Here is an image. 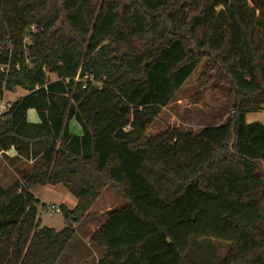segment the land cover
I'll return each mask as SVG.
<instances>
[{
	"label": "trees",
	"instance_id": "1",
	"mask_svg": "<svg viewBox=\"0 0 264 264\" xmlns=\"http://www.w3.org/2000/svg\"><path fill=\"white\" fill-rule=\"evenodd\" d=\"M0 31L13 47L0 51V96L28 90L2 135L45 145L1 206L0 264H57L108 186L127 204L105 213L98 264H264V123L246 120L264 108V0H0ZM203 62V86H229L230 118L148 136ZM47 183L79 200L61 205V230L42 225L30 191Z\"/></svg>",
	"mask_w": 264,
	"mask_h": 264
},
{
	"label": "rangeland",
	"instance_id": "2",
	"mask_svg": "<svg viewBox=\"0 0 264 264\" xmlns=\"http://www.w3.org/2000/svg\"><path fill=\"white\" fill-rule=\"evenodd\" d=\"M36 24L27 26L24 34V44L28 46L32 43L33 36L38 32ZM11 41L8 37H4L0 31V51L12 50ZM26 54H28V48H25ZM204 67V62L196 69L193 75L187 80L181 90L176 94L175 98L165 107H163L159 117L154 123L148 128V136H156L160 133L165 132L169 128H179L184 131L200 132L206 126L219 125L226 122L232 111L228 106L229 102V86L219 84L215 81L207 86H203L200 80L201 71ZM55 78V75H52ZM88 79V75H85L84 80ZM77 80H80L79 77ZM96 84H101L99 81H95ZM28 90L22 87H16L13 90H7L0 96V101L13 103L17 98H20L26 94ZM250 117L261 119L264 123V111L256 110L248 113ZM5 115H0V147L6 149L13 147V151L16 153L13 157L7 153L0 152V209L1 206L9 204V195L22 192V173L32 171L40 164V160L45 150L43 142H33L22 148L18 149L13 144V138L9 136H3L4 122L6 120ZM70 131L74 134L80 135L82 133L81 125L75 120L69 121ZM17 149V150H16ZM35 159V160H34ZM34 160V161H33ZM111 187V186H110ZM31 192L40 197L44 203L39 205V213L42 219V225L61 230L68 223L65 219L62 211L50 215L47 210V205L55 203L58 204L64 202L70 207H75L78 202V198L72 194L64 185L57 184L56 186H44L36 185L31 187ZM116 189V188H115ZM119 192L111 190L110 195L117 203L119 201L121 191ZM123 196V195H122ZM124 197V196H123ZM100 200V199H99ZM103 202L104 198H101ZM112 200L105 197V205L108 203H114ZM124 197L123 202L119 204L121 207L126 203ZM96 202L92 209L100 211L102 203ZM66 205V206H67ZM106 207V206H105ZM69 208V207H68ZM95 214V213H94ZM0 213V218H1ZM93 216V214H92ZM72 221H70L71 223ZM79 224L78 231L86 230V223H77L76 229ZM75 229V230H76ZM72 241L63 255L58 261V264H62L68 256L70 249L74 246ZM217 244V243H216ZM217 248V254L219 258L225 256L228 251L229 245L225 242L219 243Z\"/></svg>",
	"mask_w": 264,
	"mask_h": 264
},
{
	"label": "crops",
	"instance_id": "3",
	"mask_svg": "<svg viewBox=\"0 0 264 264\" xmlns=\"http://www.w3.org/2000/svg\"><path fill=\"white\" fill-rule=\"evenodd\" d=\"M17 99H19V98H17ZM260 110L264 111V108H262ZM27 119L29 122H32V123H40L41 122L39 114L34 108H31L27 111ZM246 120L248 122H255V121L261 122V119L259 120V119L250 117L248 113L246 115ZM82 133H83V131H82ZM82 133L80 135H82ZM12 149H13V147L6 149V148L1 146L0 152L7 153L8 155H11V157H13L14 155H16V153ZM48 185L49 186H56L57 184H51V183L44 184V186H48ZM111 190H113L119 194L117 189H115L112 186L111 187L108 186L103 191L102 195L96 201V202L102 203V207L100 208V211L96 210V209H91V211L93 212V216L86 222V227H87L86 230L78 231V229H79V224H78L77 229H76V234L73 237V239L69 242V244H70L73 241L75 244L70 249L67 258L65 260H63L62 264H98L99 263L101 257L103 256L104 250L95 246V244L93 242V238L100 231V228L103 226V224L106 221L105 213L111 209H114V208H122L127 204V202H126L123 206L116 207V206H119V204H121V202H123L124 197L120 194L119 201L117 200V203H115L114 202L115 200H113V198L110 195ZM30 191H31V189H30ZM35 196L40 200L41 203H44V201L40 197H38L36 194H35ZM105 197L107 199L112 200L114 203H108L107 205H105ZM101 198H104L103 202H101L102 201ZM44 204H46V203H44ZM58 204H65V203L61 202ZM77 204H78V202L75 204V206ZM65 205H67V204H65ZM68 207L70 209L74 208V207H70V206H68ZM68 245H67V247H68ZM67 247L65 248V250L67 249ZM57 264H58V262H57Z\"/></svg>",
	"mask_w": 264,
	"mask_h": 264
},
{
	"label": "built area",
	"instance_id": "4",
	"mask_svg": "<svg viewBox=\"0 0 264 264\" xmlns=\"http://www.w3.org/2000/svg\"><path fill=\"white\" fill-rule=\"evenodd\" d=\"M5 68H6V66H0V70H2V71H4ZM10 106H11V104L8 103V102L0 101V115H2L5 112H7L10 109ZM47 210H48V213L50 215L62 211L61 206H59V205H57L55 203H52V204L48 205L47 206ZM72 226H73V228L76 229V223H73Z\"/></svg>",
	"mask_w": 264,
	"mask_h": 264
}]
</instances>
